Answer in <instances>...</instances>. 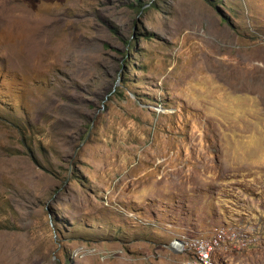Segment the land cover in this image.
<instances>
[{
	"label": "rangeland",
	"instance_id": "1",
	"mask_svg": "<svg viewBox=\"0 0 264 264\" xmlns=\"http://www.w3.org/2000/svg\"><path fill=\"white\" fill-rule=\"evenodd\" d=\"M219 227L264 264V0H0V264H184Z\"/></svg>",
	"mask_w": 264,
	"mask_h": 264
},
{
	"label": "built area",
	"instance_id": "2",
	"mask_svg": "<svg viewBox=\"0 0 264 264\" xmlns=\"http://www.w3.org/2000/svg\"><path fill=\"white\" fill-rule=\"evenodd\" d=\"M250 241V234L245 230L219 227L206 235L181 236L171 245L184 254V264H217V257L229 248L240 249Z\"/></svg>",
	"mask_w": 264,
	"mask_h": 264
},
{
	"label": "water",
	"instance_id": "3",
	"mask_svg": "<svg viewBox=\"0 0 264 264\" xmlns=\"http://www.w3.org/2000/svg\"><path fill=\"white\" fill-rule=\"evenodd\" d=\"M170 248H172V249H173V246H172V245H170Z\"/></svg>",
	"mask_w": 264,
	"mask_h": 264
}]
</instances>
